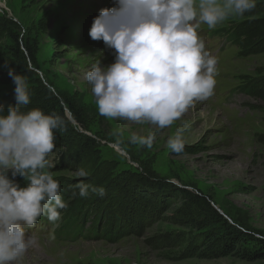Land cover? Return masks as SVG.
<instances>
[{
    "label": "rangeland",
    "instance_id": "1",
    "mask_svg": "<svg viewBox=\"0 0 264 264\" xmlns=\"http://www.w3.org/2000/svg\"><path fill=\"white\" fill-rule=\"evenodd\" d=\"M113 6L114 0H0V57L9 55L16 64L13 41L22 50L25 39L37 60L15 71L28 84L30 103L23 110L54 99L70 122L67 131L55 132L49 171L61 194L70 197L74 191L78 195L81 182L103 187V196L94 194L108 205L98 225L113 228L109 239H65L56 233L59 221L41 216L26 232L35 244L17 264H264V257H243L242 244L222 257H200L203 236L221 233V225L207 224L203 215L182 216L183 200L172 188L208 198L230 225L264 239V48L257 44L263 29L256 25L264 20V0L215 29L196 28L217 60L214 94L164 129L98 112L85 75L97 60L112 63L114 50L93 41L88 30L101 8ZM11 20L18 25H9ZM242 26L237 39L228 35ZM249 85L258 91L250 93ZM14 88L2 69L5 110L16 103ZM181 129L186 143L176 153L167 141ZM150 133L155 135L151 147L130 142L133 135ZM81 168L87 177L76 175ZM15 180L26 183L19 176Z\"/></svg>",
    "mask_w": 264,
    "mask_h": 264
},
{
    "label": "clouds",
    "instance_id": "2",
    "mask_svg": "<svg viewBox=\"0 0 264 264\" xmlns=\"http://www.w3.org/2000/svg\"><path fill=\"white\" fill-rule=\"evenodd\" d=\"M256 4L257 0H114L113 7L101 8L88 34L114 50V61L102 65L97 60L85 75L99 114L156 129L172 126L214 94L217 60L196 28L215 29L251 12ZM7 70L16 103L6 110L0 104V264H17L36 242L27 229L41 216L58 221L68 207L48 159L55 132L64 131L65 124L40 108L23 110L30 103L27 80L13 68ZM154 139V133L133 135L130 142L151 147ZM185 143L181 129L169 137L167 146L180 153ZM76 175L89 173L81 168ZM17 176L26 182L23 186ZM76 188L80 197L89 191L105 194L103 187L83 182Z\"/></svg>",
    "mask_w": 264,
    "mask_h": 264
},
{
    "label": "trees",
    "instance_id": "3",
    "mask_svg": "<svg viewBox=\"0 0 264 264\" xmlns=\"http://www.w3.org/2000/svg\"><path fill=\"white\" fill-rule=\"evenodd\" d=\"M9 25L18 24L11 20L9 21ZM256 25H259L263 29V31H259V33L257 34L258 36H256L259 41L257 44H262L264 48V20L262 22H257ZM244 27L245 26H242L241 28L231 29L228 35L237 39L239 34L241 33L240 30H243ZM26 36L29 35L26 34ZM37 37L38 35L36 36V38ZM36 38L34 37V39ZM13 43L15 44V47L17 49V62L15 64L13 58L9 55L2 58L0 57V71L2 69L8 71L7 69L9 67L13 68L14 71H21L22 69L24 70L27 68V61L30 63H37V60L33 57V49L31 43L24 39V43L22 44L23 51L20 49V45L19 43H17V39H15ZM3 46L4 45L0 46V50ZM255 87L256 85H249V90L247 91H249L250 93L252 92L251 90L258 91L257 89H255ZM68 108L71 112L72 118L77 121V115L73 112L71 106L68 105ZM40 109L46 114L58 115L64 121V131H67V127L69 126L70 122L65 116L63 107L59 103V101L54 99L52 101L47 100L45 104L40 107ZM162 188L163 187H160V189ZM172 188L175 190L174 195H179V197L183 200V206L181 209H179V212L182 216L192 219L194 214L201 216L203 215V217L207 219L206 221H208L207 224L216 222L221 225V233L210 235L206 234L205 236H203L202 248H199L198 250L200 251V257L218 258L228 255L235 249L238 244H242L240 251L241 249H244L243 252L245 253L243 254V257H264V239L255 237L247 231H243L230 225L222 217V215L214 209L211 201L208 198H205L202 195L193 194L185 188ZM94 194L95 193L93 192H89L88 196L86 197H80L79 195L70 197L69 195L71 194L68 192H64L61 194L62 198L67 202L68 207L67 209L61 210V217L58 220L60 224L56 232L58 235L65 237V239H76L80 237H92V239L110 238L109 236L112 233L113 228L106 229L98 225L99 220L101 221V217H103L104 215L103 210L105 211L108 205L105 206L103 204L104 202H98V198L96 199V196H94ZM145 195L148 194L146 193ZM146 201L151 202L152 198L148 196ZM43 218L49 221L46 216H43ZM90 218L92 220L89 223H86V220ZM58 221L52 222V224L57 223ZM106 225L109 224L106 223Z\"/></svg>",
    "mask_w": 264,
    "mask_h": 264
}]
</instances>
